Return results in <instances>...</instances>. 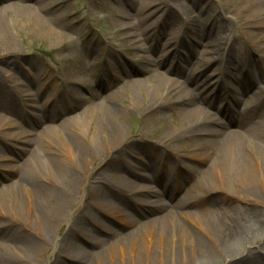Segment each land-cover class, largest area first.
<instances>
[{
    "label": "rangeland",
    "instance_id": "obj_1",
    "mask_svg": "<svg viewBox=\"0 0 264 264\" xmlns=\"http://www.w3.org/2000/svg\"><path fill=\"white\" fill-rule=\"evenodd\" d=\"M159 1L163 2L161 10L148 16L157 5L144 10V0H0V26L14 36V44L6 46L0 30V57L6 61L0 64V157H5L0 161V178L8 176L13 180L12 167L20 166L27 157V152L19 153V147L24 146L19 140L25 136H10L19 129L17 125L35 130L31 136L34 141L52 150L54 145L59 146L53 130L39 135L44 124L32 127L30 123L50 114L57 123L74 120L75 124L64 127L69 131L77 125L87 126L86 114L97 106L100 95L110 97L109 111L123 126L122 144L108 153L100 148L87 178L83 177L84 184L79 186L77 202L60 221L51 222L46 239L42 232L45 240L39 236L46 249L38 264H264V202H256L248 186L236 190L229 185L223 192L208 190L202 171L212 164L213 157L194 150L195 138L184 130L182 115L169 107L162 118L145 110L163 92L157 81H151L153 67L144 60L155 55V51L157 57L162 45L168 43L171 52L178 49L181 55L169 71V61L158 59L157 70L190 89L218 68L222 73L217 71L214 79L223 77L230 82L228 73L242 74V87H249L242 98L251 102L253 94L264 89V28H256L264 24L257 7V2L264 5V0ZM15 3L35 8L43 3L48 13L43 26L36 20L37 10L34 14L21 13L8 7ZM127 13L130 18L124 19L122 15ZM193 17H198L205 29L204 47L197 46L196 50H207L206 55L210 56L218 50L221 55L217 60L201 61L194 52L192 40L196 35L189 26ZM121 21L138 28L137 34L128 35ZM150 23L151 30L142 33ZM47 28H55L59 35H48ZM134 37H138L135 42ZM139 44L146 49H139ZM183 56L187 63L180 59ZM207 68V73L199 75ZM191 70L197 73L190 75ZM137 81L152 94L141 96ZM221 85L225 83L220 82ZM225 89L215 106L223 103L234 111L236 119L231 117L228 121L207 100H203L204 106L228 121L229 129L236 130L239 116L249 109L235 101L230 89ZM194 91L198 93L197 89ZM263 95L264 92L256 95L254 101ZM81 142L90 146L85 138ZM32 147L25 143L28 150ZM115 170L121 180L134 179L133 174L146 176L139 181L147 186L140 193L149 200L159 197L161 203L170 207L182 200L190 214L180 219L207 242L206 250L192 254L189 241L178 242V230L170 239L157 227L152 232L147 223L161 210L143 205L137 200L141 198L138 192L126 190L117 181L101 205L91 206L88 202L97 199L94 177H105ZM28 172L30 179L45 183L42 172ZM254 186L264 192L259 179L254 180ZM149 189L158 192V197L146 194ZM38 206L46 208L43 204ZM20 208L13 202H0V264H28L22 259L24 256L20 258L8 247L38 236L37 222L16 213ZM22 208L24 214L30 210L28 203H22ZM215 208L231 210L224 228L215 223ZM72 243L77 244V249L70 250ZM178 248L186 249V253L180 251L173 257L172 250ZM155 250L161 251L162 259L152 258L150 253Z\"/></svg>",
    "mask_w": 264,
    "mask_h": 264
},
{
    "label": "bare ground",
    "instance_id": "obj_2",
    "mask_svg": "<svg viewBox=\"0 0 264 264\" xmlns=\"http://www.w3.org/2000/svg\"><path fill=\"white\" fill-rule=\"evenodd\" d=\"M162 3L159 0H144L143 9L148 11L157 5L148 13V16H152L161 10L163 6ZM8 7L21 13L34 14V11L37 10L38 17L36 20L39 24H42V26L44 23L43 20L48 17L43 3L36 8L26 6L23 3L10 4ZM257 7L261 9L258 14L259 17H264V5L261 2H257ZM122 16L124 19L130 18L128 13ZM121 23L122 26L127 27L126 33L128 35L133 37L137 34L138 28H135L129 22L121 21ZM189 26L196 35V39L192 40V44L195 45L194 52L199 54V60L206 61L207 63L217 60L221 55V52L218 50L211 52V56L206 55L207 50H196L197 46L204 47L202 44L204 43L202 37L204 36L205 29L201 24V20L198 17H193L191 18ZM152 27L153 23H150L141 31L144 33V31L151 30ZM1 28L0 26V30L4 32V44L6 46L13 45L14 36L7 32L5 27ZM42 28L44 27L39 29ZM256 28L262 29L264 28V24ZM45 32L52 37H57L59 35L58 30L55 28H47ZM137 38L138 37L132 38V41L135 42ZM139 45H136L139 49H146L144 45ZM168 46V43L163 44L161 52L157 57H155V51L153 52L155 55L152 57L144 58V60L146 59L145 61L153 67V80L151 81H157L156 83H158L157 86L159 90L163 92L158 100L145 107V110H148L153 116L162 118L163 112L169 107L182 115L185 122L183 126L184 130L188 131V133L195 138L196 148L194 150L202 152L205 157H213L212 164L202 171V178L206 181L207 185H209L208 190H210V192H223L229 185L236 190L248 186L254 192V200L258 203L260 201L264 202V192H259L254 186L255 179H259L262 185H264V130L260 131L261 127L264 128V95L259 101L257 100L258 102L254 101V97L264 92V89H258L253 94V99L252 97L250 98L252 101L247 102L248 99L242 98V96L249 91V87L244 88L241 84L244 80V75L241 74L238 76L232 72L231 74L228 73L230 82L225 81L223 77L219 80L218 78L214 79L215 73L217 71L220 72V68L206 75L205 79L200 80L193 89L183 87L181 82L169 78L167 73L157 70L158 59H164L165 62L169 61V67L167 68L169 71L176 61L177 56L181 55V51L175 49L171 52ZM148 51H150L149 47ZM186 58L185 56L180 57L181 60L184 59L187 63ZM5 63V58L0 57V64ZM209 68L200 71L199 75L207 73ZM0 71H2L1 68ZM196 73L192 70L189 72L190 75ZM220 73H222V71ZM220 82L225 83V85L219 86ZM137 83L140 85L141 96L146 98L152 94V90L143 85L142 82L137 81ZM224 87L232 91V95H234L237 103L242 102V104L249 109L245 114L243 113L239 116L240 120L237 121L239 127L236 130L229 129L228 125V121L231 117L236 119L234 111L228 109L223 103L215 106V101L223 98ZM195 89L198 90V93L194 91ZM174 95L176 96L173 97ZM198 95L201 96L199 99L197 98ZM97 97L99 98L95 104L97 106L88 110L86 114L87 126L77 125L72 131H69L64 127L68 124H75L74 120L63 119L61 122L57 123L54 118H51L50 114H46L42 119L38 117V121L32 124L30 123L32 127L42 126V124H44L38 133L39 135H45L46 132L48 133L47 130H53L55 139L59 142V146L54 145L52 150L49 148L44 149L43 144H38V142L34 141V138L31 137L35 134L32 133L35 132L33 129L27 130L17 125L16 127L19 129L10 135L25 136L23 140H19L24 144V146L19 147V153L23 154L27 152V157L20 166L14 165L12 167L11 172L15 175L13 180L10 177L8 178V176L4 179L0 178V202H5L9 205L13 202L15 205H21V208L18 209L16 213L25 215V217L31 218L37 222L38 236H30L32 238L28 241H21V243H14L8 246L9 249L20 256V258L24 256L22 259L27 260L28 264H38L40 255L44 249H46L45 241H42V232L46 235L44 237L46 239L50 233L51 222L53 220L55 222L60 221L62 216L77 202L79 186L81 183L84 184V178H87L88 171L92 165L91 162L99 154L98 151H100V148L103 149L104 153H108L123 142V126L116 121L108 107L110 97L100 95ZM203 100H207L210 106H215L217 112H223L224 117H227L228 121L219 118L215 113L207 109L204 106ZM98 106L99 108H96ZM244 118L245 120L243 121ZM99 130L103 132H101V136L98 134ZM83 138L88 140L90 146H84L82 144L81 140ZM25 143H27V145L32 144L33 147L28 150V148H25ZM4 158L5 157L1 156L0 161L4 160ZM31 169L42 172L46 176L45 183L43 182L40 184L33 178L30 179V173L28 171ZM133 176L137 178L132 179L126 177V179L124 178L121 180L120 174L115 170L106 174L105 177H94L93 184L97 199L96 202L92 200L88 203L91 206L101 205L105 201L108 191L113 187L114 181H117L119 183L118 185L124 187L126 190L138 192L141 198L137 200L142 202L143 205H153L155 209L161 210L158 216H155L147 223V225L151 226L152 232L154 227H157V229L164 232L166 238L170 239L173 238V234L177 232L175 230H178L180 231L178 242H181V240L189 241L191 243L192 254L204 252L208 247L207 242L202 240L189 224L182 222L180 219L182 215L190 214L189 211L187 212L185 205H183V201L179 200L170 207L163 202L161 203L159 201L158 192L152 191L151 189H149L146 194H155L159 200H149L146 195L142 196L143 193H140V191L142 192L141 189L147 186L139 181L145 180L146 176L145 178L142 174H133ZM116 177L118 179H116ZM213 177L218 181L217 184L213 182ZM4 180L8 181V183H4ZM24 193L26 195H24ZM22 203H28L30 206V210H27L25 214ZM40 204L46 205V208H39L38 205ZM33 205L37 206L34 208ZM214 212V219L217 227L224 228L230 220L231 210L215 208ZM39 236L42 239H40ZM70 248V250L77 249V244L72 243ZM178 250L179 248L172 250L173 257H177L180 251H182L181 254L186 253V249L181 248L180 251ZM150 254H153L152 258L155 256L159 257L158 259H162L161 251L157 252L155 250ZM147 259H151L149 253H147Z\"/></svg>",
    "mask_w": 264,
    "mask_h": 264
}]
</instances>
